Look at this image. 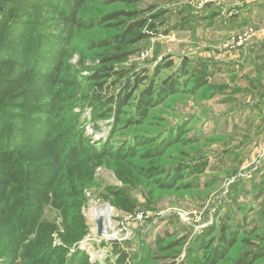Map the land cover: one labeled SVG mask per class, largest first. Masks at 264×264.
Listing matches in <instances>:
<instances>
[{"label":"rangeland","instance_id":"rangeland-1","mask_svg":"<svg viewBox=\"0 0 264 264\" xmlns=\"http://www.w3.org/2000/svg\"><path fill=\"white\" fill-rule=\"evenodd\" d=\"M235 2L85 0L83 28L65 33L61 5L18 8L0 0L36 32L61 35L64 55L57 81L29 73L30 59L21 65L0 55V264H264V52L259 64L253 57L220 61L223 50L232 61L250 54L264 18L224 29L220 19ZM122 10L142 12L138 20L147 24L136 33L149 38L130 44L126 61L107 63L117 51L100 43L123 28L90 21ZM204 69L209 84L192 93ZM169 80L180 81L179 92L142 116L143 94L158 98ZM128 81L136 87L129 105L108 111ZM35 112L51 121L46 134L35 133L41 141L24 134L35 132L22 120ZM173 131L179 141L150 157ZM73 139L74 158L67 149ZM55 157L60 166L44 174ZM93 209L110 212L103 235ZM224 229L237 232V242L214 262ZM204 234L207 248L192 254Z\"/></svg>","mask_w":264,"mask_h":264},{"label":"trees","instance_id":"trees-1","mask_svg":"<svg viewBox=\"0 0 264 264\" xmlns=\"http://www.w3.org/2000/svg\"><path fill=\"white\" fill-rule=\"evenodd\" d=\"M85 0H10V2L14 5H17L18 8L23 5H27L28 8L30 6L37 7L42 6L43 4H47L50 8H59L60 5L62 6V10L60 12L65 13L66 15L63 17V20L66 22V30L65 33L70 32L69 30L73 28H83V20L80 18V11L84 4ZM143 0H111L113 3H123L125 5L131 6V5H137L138 3L142 2ZM20 5V6H19ZM28 8H26L28 10ZM3 9V11H2ZM7 9V10H6ZM59 12V13H60ZM142 12L140 11H126L122 10L120 12H116L114 14L108 15L103 19L99 20H91L92 27L97 25H105L107 24L110 27H122L123 30L120 35H115L111 37L110 39H107L100 43V46L111 48V46L114 47L115 54L113 56L106 59V62L108 63H121L123 61H126L128 57L132 54L131 51H127V47L130 44H137L145 39L149 38V35L146 33H136V30H140L144 28L147 24L146 19L138 20ZM60 15V14H58ZM2 18L5 20L2 21ZM121 19H127L131 21V23H125V21H121ZM211 20V19H210ZM111 22H115L114 25L111 24ZM0 55L2 54H8L13 55L18 62L22 65H24V62H28V60H31V63H26V66L30 65L29 73L37 74V76L42 77V79L49 80V81H57L59 78V74L61 73V69L63 66V52H61V47H63V39L61 38V35L58 34H44V33H38L36 32L37 26H35L34 23L26 22L25 20L17 14L16 10L10 9V8H0ZM151 31H155V26L150 27ZM62 34V35H65ZM136 36L135 39L126 42L127 38L130 36ZM29 48V49H28ZM31 49V55H29L28 50ZM122 51L119 53V51ZM172 64L163 65L162 67H159L157 72H160V70L164 67H171ZM183 69V68H182ZM112 67H107L104 69V71H111ZM195 72V71H194ZM198 73H196L197 75ZM194 75V73H193ZM194 75V77L196 76ZM103 76H110V73H106V75H100L96 74L93 76L94 80H101ZM184 76L185 73H184ZM211 73L204 69L200 74L197 75L195 79V85L192 89V93L197 92L198 90L206 87L209 84ZM181 80V79H180ZM127 82L126 87L124 88L123 94L119 96H113L111 97V100L109 104L115 105V108L109 107L107 108L108 111H113L116 109L117 114L123 111L130 103L131 98L133 97V93L130 92L132 88L131 84ZM179 82L169 80L166 85L159 91V97L153 99L154 93L152 91H146L143 94L142 100L140 101L139 110L142 112V116H145L147 112L155 106L156 103H160L163 100L166 99V97L171 96L179 92ZM102 89V88H101ZM48 110V109H46ZM37 111V110H32ZM39 113V112H37ZM36 112L33 113L35 115H25V117L22 119L27 123L28 126H32L35 132L29 133L26 131L24 134L28 137V139L31 138L37 139L38 132H42L46 134L45 132H48L50 130V124L51 121L47 119L46 117H37ZM26 118V119H25ZM3 123V119L1 120ZM0 121V122H1ZM25 127V125H24ZM1 128V124H0ZM20 134H23L24 131L22 128H17ZM37 133V134H35ZM170 136H168L166 139L160 141L155 148L149 153L150 157L159 156L163 153L164 149L171 144L172 142L175 143L179 141L180 139V131H173L171 132ZM33 137V139H32ZM38 139L41 138L38 137ZM76 141L70 140L67 145L68 152H70V156L74 158L75 151L79 148L76 145ZM78 144V143H77ZM10 145V144H4L3 146ZM163 146H165L163 148ZM78 147V148H77ZM1 149V146H0ZM162 150V151H161ZM85 156L82 157L84 159ZM79 160V164L82 161ZM60 158L55 157L53 160V163H51L48 166V171H45L46 173H53L56 168L60 166ZM1 164V163H0ZM3 165L0 167V169H3ZM41 176L42 173H41ZM181 177V175H179ZM40 200V199H38ZM239 226V225H237ZM207 234V233H205ZM201 235L198 239L200 240L199 243H195V246L197 248H191L192 254L200 253L201 250L206 249L209 243H203L205 241L206 235ZM237 232H233L228 236L226 230L224 229L220 236V242L218 248H215L213 250L212 255L214 256V262L221 260V258H224V253H227L229 249L233 248L235 243L237 242ZM197 239V241H198ZM203 240V241H202ZM202 241V242H201ZM80 256V255H79ZM80 260V259H79ZM75 259H72L69 261L70 264H80ZM82 259L80 260V262ZM194 263L198 264V261H193ZM81 264H86V262L83 260ZM147 264V263H142Z\"/></svg>","mask_w":264,"mask_h":264},{"label":"crops","instance_id":"crops-1","mask_svg":"<svg viewBox=\"0 0 264 264\" xmlns=\"http://www.w3.org/2000/svg\"><path fill=\"white\" fill-rule=\"evenodd\" d=\"M235 4L233 7L229 8V15L223 14V18L220 19L221 25L225 26L224 29H229L236 27V29H244L247 27L249 23H255L256 20H260L264 18V0H235ZM241 4V5H238ZM238 5V6H237ZM227 8L226 5L222 7V9L225 11ZM233 12V13H232ZM232 13V14H231ZM240 22L239 24L237 22ZM212 26H215L216 22L212 21ZM237 23V24H236ZM227 50V49H226ZM235 50H238L236 48ZM233 50V51H235ZM231 51V50H230ZM264 52V35H259L257 37V40L255 41V45H253L251 48H249V53L243 57L240 56L242 59H237L238 57H233L235 60L232 61V57L230 58L229 52H225L224 50L220 52V57L222 62L225 63H232V62H238L239 64H242L244 62H250V58L256 59V64H259L260 58H258V55L262 54ZM261 61H264V54L261 58ZM258 66V65H257ZM260 66H258L259 68ZM264 68V67H260Z\"/></svg>","mask_w":264,"mask_h":264},{"label":"bare ground","instance_id":"bare-ground-1","mask_svg":"<svg viewBox=\"0 0 264 264\" xmlns=\"http://www.w3.org/2000/svg\"><path fill=\"white\" fill-rule=\"evenodd\" d=\"M109 215H110V212L109 210L105 211V210H100V209H93L92 210V216L93 218L97 219L99 217H102L104 219H108L109 218Z\"/></svg>","mask_w":264,"mask_h":264},{"label":"water","instance_id":"water-1","mask_svg":"<svg viewBox=\"0 0 264 264\" xmlns=\"http://www.w3.org/2000/svg\"><path fill=\"white\" fill-rule=\"evenodd\" d=\"M103 223H104V219L102 217L98 218V233L100 235H103V233H104Z\"/></svg>","mask_w":264,"mask_h":264},{"label":"built area","instance_id":"built-area-1","mask_svg":"<svg viewBox=\"0 0 264 264\" xmlns=\"http://www.w3.org/2000/svg\"><path fill=\"white\" fill-rule=\"evenodd\" d=\"M202 1H203V4L202 5H204L206 3H212V2H214L216 0H202ZM243 42H244V40L241 38V40H239V43H237V44L238 45H241V44H243ZM262 157L264 158V154L262 155Z\"/></svg>","mask_w":264,"mask_h":264}]
</instances>
